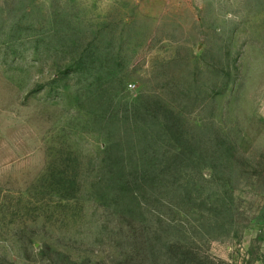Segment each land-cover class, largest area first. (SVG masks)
I'll return each instance as SVG.
<instances>
[{"label": "rangeland", "instance_id": "1", "mask_svg": "<svg viewBox=\"0 0 264 264\" xmlns=\"http://www.w3.org/2000/svg\"><path fill=\"white\" fill-rule=\"evenodd\" d=\"M0 264H264V0H0Z\"/></svg>", "mask_w": 264, "mask_h": 264}]
</instances>
